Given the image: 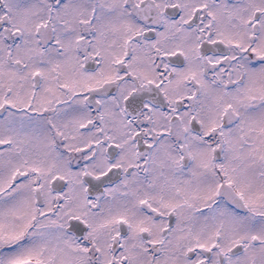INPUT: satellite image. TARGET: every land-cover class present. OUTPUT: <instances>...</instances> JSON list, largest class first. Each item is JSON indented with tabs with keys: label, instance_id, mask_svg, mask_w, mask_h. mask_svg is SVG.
<instances>
[{
	"label": "snow or ice",
	"instance_id": "snow-or-ice-1",
	"mask_svg": "<svg viewBox=\"0 0 264 264\" xmlns=\"http://www.w3.org/2000/svg\"><path fill=\"white\" fill-rule=\"evenodd\" d=\"M0 264H264V0H0Z\"/></svg>",
	"mask_w": 264,
	"mask_h": 264
}]
</instances>
